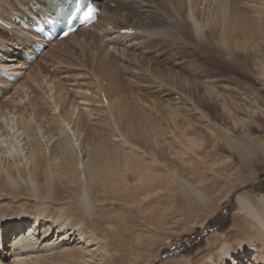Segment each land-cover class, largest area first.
<instances>
[{
  "label": "rangeland",
  "instance_id": "1",
  "mask_svg": "<svg viewBox=\"0 0 264 264\" xmlns=\"http://www.w3.org/2000/svg\"><path fill=\"white\" fill-rule=\"evenodd\" d=\"M168 2L174 6L173 0ZM226 3V14L239 16L241 24L229 31L230 34H216L212 37L214 44L208 37L202 46L196 48L193 39L186 38L184 41L183 31L166 32L168 25H160L163 40L154 41L152 37L146 42L149 52H138L144 62L139 64L141 66L136 65L134 59H129L132 49L124 56L122 50L117 51L120 61L126 66H119L120 77L111 86L103 79V71L110 69L109 63H103L106 59L103 55L107 53L105 55L110 59V54L101 40L95 39L80 46L77 44L78 37L68 40L67 45L46 46L42 55L31 61L26 73L12 82L18 85L14 87L16 90H10L15 94L11 100L13 111L0 107V112H7L6 124L0 121V136L11 140L5 149L7 155L17 153L19 149L14 143L25 124L20 122V118L26 120L46 156L42 171L45 170L48 175L54 167L61 194L47 190L44 181H39L42 190L37 189L36 192L24 183L21 187L14 186L2 175L0 217L16 215L17 212L31 213V209L38 208L36 215L43 218L41 213L46 205L58 202L64 206L61 202L65 201L77 207L79 199L88 190L100 199L95 207V216L98 231L105 238L108 236L106 229L112 227L113 220H120L116 234L119 229L127 228L118 239L108 236L112 241L110 251H122L127 261L124 262L122 257L120 264H133L130 261L132 251L125 244H132L136 237H142L144 241L133 251L138 253L140 264H230L218 253L222 246H227L237 260L238 257L243 259L244 254L252 259L253 244L264 254V243L259 238L245 244L242 250L237 246L238 241H248L245 239L248 236L238 227L237 217L248 219L250 216L238 200L240 194H247L252 206L261 213L262 224H258L257 220L252 223L254 233L261 239L264 236V76L259 75L260 57H264V40L261 38L264 34V0H228ZM110 5L118 7L116 2H110ZM231 22L234 21L227 24ZM103 23L98 25L99 29ZM211 33L212 30H209L201 39ZM247 47L250 48L247 50L249 58L245 57ZM232 48L236 50L235 54ZM173 49L175 53L171 52ZM216 50L220 52L217 57L211 54ZM20 53L24 59L25 50ZM45 54L48 56L43 57ZM177 62H181L179 66ZM262 63L264 65V60ZM156 67L163 68L164 72L159 73ZM176 71L183 78L179 84L173 79L177 77ZM134 72L138 73L135 75ZM154 73L155 77H150ZM209 89L215 91L218 99L208 95ZM104 93L110 106L103 103L101 96H105ZM20 95L23 100L17 104ZM121 102L124 105L118 108ZM66 114L69 115L67 118ZM173 120L175 125L171 124ZM63 130H67L66 140L59 137ZM153 130L157 132L153 133ZM59 131L60 134H57ZM67 140L71 141L74 154L72 152L68 159H64L61 142L65 144ZM73 140L79 144L76 145ZM144 141L151 142L155 149L151 150ZM233 142L249 148L251 162L254 163L251 170L244 167ZM133 143L142 147L141 152H129ZM161 146L166 150V159L158 151ZM147 153L150 156L144 155ZM153 160L154 168L146 167ZM7 163L17 178H23L18 176L17 167L25 164L24 158ZM165 176L169 178L164 180ZM152 177L159 181H154ZM172 179H178V182ZM152 180L156 183L150 201L135 203L148 195ZM91 181L96 182L90 186ZM161 184H165L164 191ZM196 185L205 188L206 197L195 193L193 186ZM163 196L166 197L161 199ZM37 216L22 215L30 219L24 224V229L31 237L19 252L28 253L29 260H33L31 264H72L51 256L66 248L86 247L87 243L83 240L89 241L91 232H87L83 240L77 237L75 242V237L71 242H67L68 239L63 241L62 235L58 238L57 230L46 237L45 232L42 233L44 228H38L35 233L29 228ZM46 224L44 230L51 223ZM39 229L41 232H38ZM8 230L5 228L2 235L8 237ZM22 231L15 228L9 230L11 235L7 240V250H13L15 240H18L15 238ZM58 246L63 249H58ZM92 248L95 246L89 249ZM82 253L78 251L75 255ZM42 254L44 260L41 258L38 261L35 256L43 257ZM2 256L4 253L0 254V258ZM5 260L7 263L11 261ZM104 262L114 264L110 259Z\"/></svg>",
  "mask_w": 264,
  "mask_h": 264
},
{
  "label": "bare ground",
  "instance_id": "2",
  "mask_svg": "<svg viewBox=\"0 0 264 264\" xmlns=\"http://www.w3.org/2000/svg\"><path fill=\"white\" fill-rule=\"evenodd\" d=\"M71 1L72 0H0V102H1L0 107L3 106L4 109H6V111L12 110L11 108L13 107V105H11L13 101L11 102V100L15 96V94H13L14 92L11 93L10 90L14 89V87L18 86L16 84H13L11 82V80H9L7 78V76L8 75H15V77H16L17 75L25 74L26 73L25 70H27L31 66L29 61L25 60V57L27 55L38 56V53L41 50L40 47H38L39 44L49 45L52 43V42L45 41L41 37L40 34H38L36 31H34V26H37V23H39V21H43L44 20L43 18L45 16L54 17L59 12L60 6H63L64 8H66L67 5ZM168 1H170V0H153L151 2H147L146 0H143V1L142 0H94L95 4L99 5V7L101 9L97 22L92 24L89 27H82L81 26L77 29V31L75 33L70 34L66 38H63L60 40H55V41H53L52 44H53V46H55L58 43L67 45L66 43L68 40L73 39V38H78V37H80V40L78 41L77 44L80 46L87 45V43L89 41H93L95 39L101 40L102 41L101 44H103L104 47L108 48V52L110 54V59L107 58V55H105L107 53H104V55H103V57L106 58V59H103V63L104 62L109 63V65H110V69H108V70L103 69V70H105V71H103V79L104 80L106 79L107 84L110 85L113 83V81H116L118 79V77H120L118 74L120 71L119 66H121V67L126 66V65H124V62L120 61V58H119L117 51L122 50L123 56H124V54H126V52L129 49H132L131 53L129 55V59H131V60L134 59L135 61H137L136 65L141 66L139 64L140 63L142 64L143 61L138 56V52L144 53V50L146 51L147 49H149V48L146 49V42L150 41L149 40L150 38L153 37L152 39H154V41H159L161 39L160 25H163V27H167V25H168L166 32H169L170 30H172V31H174V30L183 31L184 32V41L186 40V38H189L190 41L193 39L196 43V45H195L196 48H199L200 46H202L203 42L208 37H211L212 44H214L215 41L212 37H215L216 34L220 35V34H224L227 32L229 33V31L234 30L235 28L238 27V25H241L239 20H238L240 18L239 16L235 17V14L232 13L233 15L231 17V14L230 15L226 14L225 8L227 7L226 1H228V0H173V3H174L173 7L170 6V3ZM110 2H116L118 7H111ZM137 2H139V3H137ZM152 2H154L156 5H154ZM144 4H145L146 8H145ZM228 21H234V22H231L228 25L227 24ZM100 23H103V27H101L99 29L98 25ZM122 23H124V25L119 26ZM24 25L26 26V28L24 27ZM120 27L123 29H121ZM124 29L131 30L132 32L131 33H123ZM209 30H212L211 35L206 36L202 40L201 37L204 36ZM158 32L160 33L159 35H157ZM164 37H165V35H164ZM261 38L264 40V34L261 36ZM161 40H163V38ZM167 40L169 41V39H167ZM171 41H173V40H171ZM148 43L150 44V42H148ZM155 43H157V42H155ZM229 43L230 42H228V45H229ZM158 44L159 43H157V45ZM229 49L231 50V48H229ZM232 49H233V53L235 54L236 50L234 48H232ZM245 49L247 51L250 48L247 47ZM21 50H25L26 55H25L24 59H23V57H21V53H20ZM65 51H67V50H65ZM171 52L175 53V49L171 50ZM219 53L220 52L218 50H216L213 53L211 52V54L215 57H217L219 55ZM247 53L248 54L245 55V57L249 58L250 57L249 52L247 51ZM46 56H48V54H45L43 57H46ZM123 56H122V59H123ZM252 57H254V55H252ZM260 59H261V62H260L261 69H260L259 75L261 74L262 76H264V65L262 63L264 60V57L261 56ZM169 61H171V60H169ZM119 62H121V63H119ZM181 62L184 63V61H181ZM181 62H177V65L179 66V64ZM52 65L54 66V64H52ZM142 67H143V65H142ZM132 68H133V66H132ZM156 69H158V67H156ZM158 70H159V73L164 72L163 68H160ZM176 72H177V75H176L177 77L176 78L173 77V79L175 82L178 80L177 84H179L180 82H183V78L179 74L178 71H176ZM134 73L136 75V73H138V72H134ZM173 74H175V73H173ZM171 75H172V73H171ZM150 77H155V73L153 75H151ZM116 86H118V85H116ZM164 86H165V84H164ZM16 89L17 88H15L14 90H16ZM116 91H117V89H116ZM116 91H114V92H116ZM207 93H208V95H211L212 98L217 96V95H215V91H211L210 89ZM16 94L19 95L18 92ZM112 94H114V93H112ZM104 95H105V99L101 96L103 103L110 106V104H111L110 101L107 99V96L105 93H104ZM117 95L118 94H116V96ZM199 95H201V94H199ZM182 96H184V95H182ZM20 98L21 99H19V101H16L17 104H19V102H21L23 100V96L20 95ZM59 98H62V97H59ZM217 99H218V96H217ZM112 100H114V99H112ZM119 101L120 100H118V102ZM225 101H226V99H225ZM118 105H119L118 108H120L121 106L124 105V103L121 102ZM154 108H156V107H154ZM70 109H71V107H70ZM224 109H226V108L224 107ZM6 113L7 112H4V111L0 112V121H4L5 124L7 121V114ZM11 113L14 114V112H11ZM13 114H12V116H13ZM10 115L11 114H9L8 117ZM73 115H75V114H73ZM67 116H69V115L66 114V118H67ZM9 119H10V117L8 118V120ZM13 119H15V118H13ZM69 119H71V118H69ZM25 121H22L20 118V122H24L25 124L23 125V131L21 132L19 130V132H20L19 137L17 138L16 142L14 143V145L16 147H18V149H19L18 151H16L17 153L10 154V156H8L7 153L5 152V149H6V147L9 146V144H11V140L9 141L6 138L2 139L3 135L0 136V179H1L2 175H4L8 180H10V182L14 186L21 187L22 183H24V184L31 186L36 192H37V189L42 190V188L39 185V181H42V182L44 181L43 184L47 188V190H49V191L52 190L54 192L56 191L57 193L61 194V191H60L61 188H59V184L56 180L57 177L54 174V172H55L54 167H51V170H50L48 175H46L45 170L42 171V168L45 167L44 164H45L46 156L43 155L45 153H43V150L40 148V145H39L37 138H36L37 135H34V133H32V128H31L30 124H27V122H25ZM174 122H175V120L171 121V124H174ZM17 123H18V121H17ZM69 124H70V122H69ZM174 125H173V127H174ZM7 126H8V124H7ZM142 126H144V125H142ZM140 128H141V126H140ZM162 131H163V128H162ZM155 132H157V131L153 130V133H155ZM65 133L67 134V130L66 131L63 130L61 134L59 131V133H57V134H60L59 137L61 136L63 140H66L67 138L65 139V135H66ZM142 133H143V131H142ZM149 134H150V132H149ZM183 135L184 134H182V136ZM66 137H67V135H66ZM146 141H144V144H146V146H150L151 150H154L156 146H153L151 144V142H146ZM189 141H191V140H189ZM66 142H68V143H65V144H67V146H65V144H63V142H61L63 145L62 156L64 159H68L71 156L72 152H73L72 154H74V150H72L73 145H72L71 141L67 140ZM73 142L76 143L74 140H73ZM134 142H135V140H134ZM78 144L76 143V145H78ZM137 146L138 145L137 144L135 145V143L130 145V147L128 146L129 150H131L129 152L135 153V154L137 152H141L142 147L139 148ZM233 148L239 154L240 159L242 160L244 167L247 168L248 170H251L254 163L251 162V152H250L249 148L245 147L244 144L238 143V142H233ZM143 151L146 152V150H143ZM158 151L160 152V156L163 159L167 158L166 150L163 146H161L158 149ZM191 151H194V150L191 149ZM144 155H149V154L147 153ZM21 158L25 159V164H20L17 167L18 176L23 177L20 179V178H17L15 174H13V170L10 168L9 163H7V161L8 162L10 160L20 161ZM140 158H141V156H140ZM144 158H145V156H144ZM154 160L157 161L156 157L154 158ZM154 160H153V162L147 163L146 167L153 169L154 168V165H153ZM256 161H258V160L256 159ZM50 163H52V161H50ZM161 164H163V163H161ZM105 167L108 169L107 166H105ZM40 169H41V172H39ZM5 174H7V175H5ZM173 175L178 177L177 173H174ZM167 177L165 176L164 180ZM151 179H154V181L158 180L157 178L155 179L154 177H152ZM173 181H175V180H173ZM94 182H96V181H91L89 183L90 186ZM151 182H153V180ZM202 182H203V180H202ZM155 183L156 182H153L152 185L149 186L150 190H149V193L147 192L148 195L145 196V199L138 200V201L136 200L135 203L136 202L150 201V199L152 197V196H150V194L154 190L153 185ZM166 183H167V181L165 182V184ZM165 184H163V185L161 184L162 188L164 187ZM166 185H168V184H166ZM190 185H193V184H190ZM155 186H158V184ZM133 187H134V185H133ZM193 187H194L195 193L198 196L206 197L204 187H198L197 185L193 186ZM159 189H161V188H159ZM164 190H165V188H163V191ZM158 193H160V192H158ZM95 196H92V194L88 190H86L84 195L81 196V198L79 199V203H78L77 207L76 206L73 207L69 204H66L65 201L61 202L62 204H64V206H61L60 203H58V202H56L54 205H51V203H50L49 205H46V207H44V211L41 213V215H43L42 216L43 218H39L40 215H38V214H37L38 216L36 215L38 208L37 209H31L32 207L30 208L32 210L31 213L24 212L22 214H19L17 212L16 215L11 214V215L1 216L0 217V254L4 253V257L2 256L0 258V264H29V263L31 264L33 262L32 259L29 260L30 255L28 253H23V252L20 253L19 252V251H21V249L24 246H26L25 244L27 243V239H29L31 237L30 235H27V233L24 229V224L27 221H29L30 219L22 217L23 214L29 215V216H37L36 218L33 219L34 221L29 226L31 232H34V233L37 231L38 228H40V229L44 228L45 229L46 225H47L46 223L50 222L51 224L47 227V229L42 230V233L45 232L46 237L52 235L54 233L53 231L57 230L56 231L57 236L62 235L63 241L68 239L67 242H69V241L71 242L72 238L75 237V239L73 241V242H75V241H77V237H79V239L83 240L84 235L87 234V232H91L90 236L92 238L89 241L86 239L83 240V241H85V243L88 244V245L86 244V247H76L73 249H67L66 248V249H64V251L54 253V255H52L51 257H57L58 259H61L63 261L65 260V261L70 262L72 264H79L80 262H84V264H97V262H99V261L103 262V264H105L104 261L109 262V259L114 264H120L122 262V259H123L122 257H124V255L122 254V251L120 253L119 252L114 253V252L110 251V249L112 248V245H111L112 241L109 239V237L111 239H113V238L118 239L119 236H123V234H125L127 228L124 227L122 230L119 229L117 234H116V229H118V226L120 225V220L119 221L113 220L112 221V227L106 229L109 237L107 236L105 238L103 236L104 234L101 233L100 231H98L99 225L96 222L97 219L95 216V207L97 206L96 204L98 202H100V199H98V197H95ZM164 197H166V196H163V198H161V199H164ZM263 197H264V195H263ZM161 199H159V200H161ZM238 200L240 203H242V208L244 210H246L250 214V216L248 217V219L246 217H242V216L237 217V218H239L238 227L240 228V230L243 233H245L249 237V238L248 237L245 238L248 241H238V239H236L235 242L238 241L237 246H239L240 249L242 250L243 247L246 246L245 244H250V242L253 243V241L255 240L254 238H259L258 240H260L261 242L264 243V236H263V239H261L257 233H254L253 227H255V226H254V223H252V222H254V220H257L258 224H262V220L260 219L261 213H259V211H257V209L254 206H252L251 198L247 194H245V193L240 194L238 196ZM211 201H213V200H211ZM41 221H44V222H42V224H41ZM5 228H9L10 231L14 228H15V230L17 229V231L23 229V231L19 232L18 233L19 235H17L15 238L18 240L14 239L15 243L13 245L12 251L7 250V248H8L7 247L8 241L7 240L9 239L11 232L9 233V230H8V233H7L8 237H5V235H2ZM40 229L38 232H41ZM132 231H134V230H132ZM132 231L130 232L131 234H133ZM59 236H58V238H59ZM143 242L144 241H143L142 237H140L139 239H138V237H136V240H134L132 242V244L128 243V242L125 244V246H127L128 249L132 251L131 255H130L131 263L140 264V262H139L140 258L138 257V253H134L133 251H134L135 247L142 245ZM261 244L262 243H260L259 245H261ZM253 245H254V249H253L254 250V257L252 255V257H253L252 259L251 258L249 259V257L244 254L243 259L239 260V257H238V260H237V258L232 255L231 250L227 246L220 247V250L218 253H220L221 256H224L229 261L230 264H264V254L262 252L263 250L261 249L262 250L261 251L258 247H256L255 244H253ZM65 246H63V247L65 248ZM93 246H95V248L89 249L90 247H93ZM58 249H63V248H62V246H58ZM78 251H81V253L83 252L82 255L81 254L75 255L76 253H78ZM257 251H260V252H257ZM35 257L38 259V261H41V258H43V260H44V255H43V257H41L40 255L39 256L36 255ZM5 258L10 259L11 261L7 263L6 262L7 260H5ZM124 260H125L124 262H127L125 257H124ZM36 264H38V263H36ZM41 264H42V262H41ZM126 264H129V263H126ZM186 264H189V263L187 262ZM216 264H219V263H216Z\"/></svg>",
  "mask_w": 264,
  "mask_h": 264
}]
</instances>
